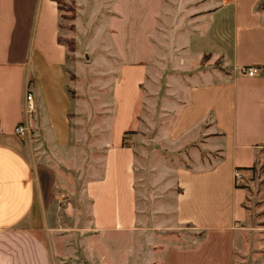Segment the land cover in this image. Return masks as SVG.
<instances>
[{"label":"crops","instance_id":"obj_1","mask_svg":"<svg viewBox=\"0 0 264 264\" xmlns=\"http://www.w3.org/2000/svg\"><path fill=\"white\" fill-rule=\"evenodd\" d=\"M218 1L222 5L206 16L197 10L190 47L199 61L204 56L220 60V70L201 72L193 84L181 86L182 99L175 103L179 109L168 135L190 140L186 147L192 149L186 154L188 164L175 171L170 215L154 219L158 232L144 238L143 244L150 246L143 257L139 233L151 221L138 206L135 151L122 142L132 125L145 65L123 66V83L114 88L117 107L110 145L100 176L87 181L85 192L92 228L127 233L134 264H236L244 243L249 215L244 183L253 180L249 168L264 162V10L254 9L257 0H249L241 12L239 0ZM57 2L0 0V132L10 136L24 118L23 94L31 67L36 73L31 84L36 111L42 113L51 140L64 146L70 141L71 98L65 86L67 49L58 41ZM251 65L263 72L245 75L242 70ZM11 69L24 78H8ZM236 169L244 178L239 186ZM55 178L45 164H34L28 155L0 143V264H53L45 210ZM260 196L264 201V182ZM70 210L68 204L65 213L70 215ZM163 223L166 230L190 228L192 233L160 232ZM262 234L264 242V226Z\"/></svg>","mask_w":264,"mask_h":264},{"label":"rangeland","instance_id":"obj_2","mask_svg":"<svg viewBox=\"0 0 264 264\" xmlns=\"http://www.w3.org/2000/svg\"><path fill=\"white\" fill-rule=\"evenodd\" d=\"M58 1L61 5L60 36L75 42L74 49L68 51L64 67L66 91L71 98L70 141L59 146L51 140L31 92L35 111L29 118L30 139H22L14 133L4 136L0 132V143L15 147L34 164H45L56 174L45 210L53 264H134L132 238L127 233L92 228L90 200L85 192L87 181L100 176L110 145L117 107L115 85L123 83V66L145 65L146 76L139 85L132 125L123 136L124 144L135 151L138 206L148 222L151 221L147 229L139 233L141 245L145 247L139 253L143 257L150 246L143 244L144 238L149 232H158L152 224L154 219L159 218L158 215L161 218L170 215L175 171L188 164L186 154L192 149L186 147L190 140H172L168 135L179 109L175 108V103L180 105L182 99L181 86L193 84L197 79L194 77L201 72L217 74L220 70V60L204 56L199 61L198 52L191 51L190 40L198 25L196 12L206 16L222 5V1ZM248 2L239 0L240 12ZM254 9L264 10V0H257ZM27 74L26 78L36 76L31 67ZM8 78L24 77L11 69ZM210 79L216 78H198ZM26 83L24 96L32 89V85ZM23 104L24 110L25 101ZM196 148L194 154H197ZM263 178L264 174L257 172L253 180L244 183L249 196L246 201L249 215L236 264H264V201L260 196ZM68 204L72 208L70 215L65 213ZM164 225L158 227L160 232L192 233L190 228L166 230Z\"/></svg>","mask_w":264,"mask_h":264},{"label":"built area","instance_id":"obj_3","mask_svg":"<svg viewBox=\"0 0 264 264\" xmlns=\"http://www.w3.org/2000/svg\"><path fill=\"white\" fill-rule=\"evenodd\" d=\"M242 71L245 75L249 77H254L261 74L263 72V68L258 65H251L244 68ZM24 99H25L24 118L22 122H19L15 126L14 134L22 139L24 138L30 139L31 131H30L29 118L35 111L34 100L30 90L26 91ZM234 181L236 186H239L244 181L243 174L238 169L234 171Z\"/></svg>","mask_w":264,"mask_h":264},{"label":"trees","instance_id":"obj_4","mask_svg":"<svg viewBox=\"0 0 264 264\" xmlns=\"http://www.w3.org/2000/svg\"><path fill=\"white\" fill-rule=\"evenodd\" d=\"M57 3H58V10L61 11V5H60L59 2H57ZM58 41H60L61 43H63L66 46V49H67L66 57H69L68 51L69 50H73L74 47H75L74 40L73 39L72 40H65V39H63L61 37H58ZM27 81L31 85L33 83L34 79L33 78H28ZM123 145H126V144H124V142H123ZM249 169L252 170L254 173H257V172H259V173L262 172L263 173L264 162L257 163L255 165H253L252 167H250ZM263 182H264V178L261 180V183H263Z\"/></svg>","mask_w":264,"mask_h":264}]
</instances>
